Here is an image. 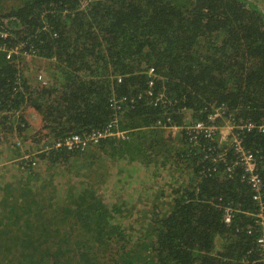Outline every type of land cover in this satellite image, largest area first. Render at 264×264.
Returning a JSON list of instances; mask_svg holds the SVG:
<instances>
[{"label": "trees", "instance_id": "trees-1", "mask_svg": "<svg viewBox=\"0 0 264 264\" xmlns=\"http://www.w3.org/2000/svg\"><path fill=\"white\" fill-rule=\"evenodd\" d=\"M1 43L18 53L8 59ZM25 56L48 62L50 85L42 84L41 71L27 73L18 63ZM150 69L153 96L165 92V107L147 95ZM124 98L115 110L112 101ZM222 108L227 114L211 122ZM30 109L42 122L36 135L26 133ZM229 115L238 125H254L241 138L255 156L264 205V13L258 6L246 0H0V137L18 131L12 155L25 154L21 143L52 147L71 134L107 132L118 118L112 131L124 133L92 138L86 150L93 160L55 146L18 164L26 179L5 184L2 212L15 185L20 207L11 211L36 210L50 192L59 208L51 205L48 223L58 219L68 233L57 240L49 229L27 238L21 217L4 216L0 224L16 225L17 234L12 241L0 230V263L264 264L260 204L245 167L235 164L230 137L222 144L217 136L196 140L187 129L198 122L223 126ZM58 177L65 184L52 187L48 181ZM158 179L164 186L157 190ZM39 181L47 187L34 195ZM115 182L112 201L106 200L105 186ZM136 184L120 198L118 187ZM143 196L140 210L134 200ZM128 218L134 219L123 224Z\"/></svg>", "mask_w": 264, "mask_h": 264}, {"label": "rangeland", "instance_id": "rangeland-1", "mask_svg": "<svg viewBox=\"0 0 264 264\" xmlns=\"http://www.w3.org/2000/svg\"><path fill=\"white\" fill-rule=\"evenodd\" d=\"M246 1L248 2L249 5L252 4V5L258 6L254 2V0H246ZM262 2H264V0H258V4L262 3ZM262 11L264 13V8L262 9ZM6 37H7L6 35H4V37L2 36V38H6ZM1 50L3 52H6L8 59H10L13 55H16L15 49L13 47L9 48L7 44L1 43ZM17 53H18V50H17ZM18 63H21L24 67H27L26 68L27 73H29V71L32 72L33 69L41 71L40 76H41V78H43L42 84L46 85V86L50 85V80L46 79L47 78L46 77L47 76L46 71L49 72V74H51V69H50V71L48 70L49 65H48V62L46 60L39 59V61L34 63L29 57L25 56L22 60H18ZM45 80H47V81H45ZM30 112L33 114L31 116H28V113H30ZM26 118L29 121L28 122L26 120V122H28V125H29V130L26 133H28L30 135H36L37 132L42 127L41 118L38 115H36L35 111H33L31 109L26 112ZM219 127H220L222 135L227 136L229 129L226 127V121H224L223 126H219ZM14 133L15 132H10L8 130L4 131V133L1 132V137H0V198H1V193H2V198L4 197V194L7 193L5 191V189H4V191H2L3 188L6 187L5 184L7 182L14 181V182H17V184H18V183H20L21 180L26 179L24 177L25 173L18 166V164L21 163L24 160V158L30 159L31 157H33V158L38 157L42 153L47 152V151L51 150V148H52L49 145V143H45V144L41 143L38 146L25 145V144L21 143V145L19 147L21 148V150L25 154H23L19 157H17V156L14 157L12 155L14 150H15L13 147V143L20 140L18 138V131L16 132V134H14ZM87 145L85 147L78 149V150H81V152L82 151L85 152V155H86L85 158H79L81 161L82 160H93L92 158H87L88 153H87L86 149L91 146V145H88V146ZM84 150H86V151H84ZM22 151H21V154H22ZM38 166H39L38 168L41 169V172L43 173V176H44L46 174V170H47L46 166L44 165V163L42 165L38 164ZM96 169H97V165L95 164V166L91 170H89L88 172L92 173ZM93 178H94V175H93ZM61 179H62L61 177H58L54 182L53 181H48V182L53 184L52 187L56 188L58 186L65 184V183H63L65 180L64 179L61 180ZM112 182H114V181H112ZM116 183L117 182L107 184L105 186L106 187L105 195L107 197L106 200L111 198L110 201H112V196H113V191H114L113 185ZM33 184L36 185V188L32 189L34 195H38V194L42 193L43 189L47 187V184L42 182V181L33 182ZM137 185L138 184L133 185L131 187V189L127 188V185L126 186H120L116 190H117V192L121 191L120 198L126 199L129 196V194L131 193L132 188L137 186ZM163 186H164V183L160 179H158L156 181V186L154 189L158 190V188L163 187ZM22 189L24 190L23 187H22ZM17 190H18V187L16 185L10 188L8 194L11 195L12 197L8 199L9 200L8 201L9 207H6L5 212H2V207H0V219L4 216H7L6 219L21 217V221L19 222V225L22 228V230L24 232H26L27 238L29 236L33 237L34 239L40 238L44 235V232L49 230V229H51V231H52V236L56 237L57 240L59 239V237L63 238V235L68 233L64 224L59 223L58 219H57V222H55L53 220L52 222L48 223L49 218L52 216L51 215V205L53 204V208L55 210H56V208H59V206H57L55 204L56 202L51 201L49 199L48 196H49L50 192H47L46 194H44L42 196V199L44 201H42L40 207H38L36 210H34V208L31 207V209H29L28 211H23L21 208L11 211V206L18 204V206L20 207V199L21 198L18 197ZM47 194H48V196H47ZM146 198H148V196H143L142 198H137V197L135 198L134 201L136 202L137 206L139 205L140 210L143 209V207L145 206L142 204L145 203L144 200H146ZM149 198L154 199V197L151 195L149 196ZM150 206H152V204ZM140 216H143V214L140 213L136 218H139ZM133 219L134 218H128L127 220H125L123 222V224L128 225L133 221ZM140 219H142V218H140ZM2 225H3V222L0 224V230H1V232L6 233L5 238L8 240L15 241L12 238L14 237L15 234H17V226L14 224H11L7 227H4ZM135 226H136L135 228L137 230L138 224H136ZM55 231H57V232H55ZM24 236H23V238H24ZM82 238L83 237H79V239H82ZM83 239H86V238H83ZM16 242H19V241H16ZM20 252L21 251H19V253Z\"/></svg>", "mask_w": 264, "mask_h": 264}, {"label": "built area", "instance_id": "built-area-1", "mask_svg": "<svg viewBox=\"0 0 264 264\" xmlns=\"http://www.w3.org/2000/svg\"><path fill=\"white\" fill-rule=\"evenodd\" d=\"M16 49V53H17ZM149 77H150V82H149V88L147 91V95L150 97H154L153 99V104L156 107H165L167 100H166V93L161 92L158 93L157 96H153V87H154V78H156L155 72L153 69H150L148 71ZM122 80H119L121 82ZM126 102V98L121 99V100H113L112 101V106L114 107L115 110L120 111L122 110V105ZM227 110L226 109H219L216 111V113L212 116H210V121L214 122L218 117H221L222 115H226ZM229 120L226 121V127L229 129V132L227 136L222 135L220 127L216 125H206L204 122H198L194 126H187L188 131L190 134H194V139L197 140L198 136L200 134H204L208 139H216L218 143H227L229 141V137L231 139V146L234 149L237 161L236 165H242L245 167V171L248 174V182L251 185L253 192H255V197L254 200L256 202H259L260 206L259 209L257 210V220L256 224L262 228V233L259 236L257 243L259 246V250L261 253V261L264 263V205L262 203V196H261V190H262V180L258 174H256V161H255V156L252 152L248 151L244 145H243V140L241 138L242 133L245 131H249L254 129L253 124H236L234 121L233 116L229 115ZM117 119V118H116ZM119 120V118L117 119ZM117 120H114L111 125H109L107 132H99L95 133L93 136L84 134L83 136L80 135H72V136H67L66 138L60 140L58 143H56L57 147H65L68 149H80L82 147H85L89 142H91V139L94 138L95 142L99 139H105L107 137L117 135L119 137H124L123 132H115L112 131L113 124L114 128L116 129L117 127ZM158 125H162L161 123H158ZM163 128H172L175 131L177 128L174 127H168L166 124H164ZM261 129H264V127H261ZM90 145V143L88 144ZM87 145V146H88ZM231 170V169H229ZM231 216H232V210H227L225 220L227 223L231 222Z\"/></svg>", "mask_w": 264, "mask_h": 264}, {"label": "crops", "instance_id": "crops-1", "mask_svg": "<svg viewBox=\"0 0 264 264\" xmlns=\"http://www.w3.org/2000/svg\"><path fill=\"white\" fill-rule=\"evenodd\" d=\"M258 7L262 10L264 8V2L258 4V0H254ZM261 6V7H260ZM224 128V127H223ZM227 130V129H226Z\"/></svg>", "mask_w": 264, "mask_h": 264}, {"label": "clouds", "instance_id": "clouds-1", "mask_svg": "<svg viewBox=\"0 0 264 264\" xmlns=\"http://www.w3.org/2000/svg\"><path fill=\"white\" fill-rule=\"evenodd\" d=\"M15 50H16V49H15ZM39 79L42 81L43 78H41V76H40ZM72 135H78V134H71V135H69V136H72ZM55 146H56V145L52 146V148H54ZM56 147H57V146H56ZM52 148H51V149H52ZM63 148H64V147H63Z\"/></svg>", "mask_w": 264, "mask_h": 264}]
</instances>
